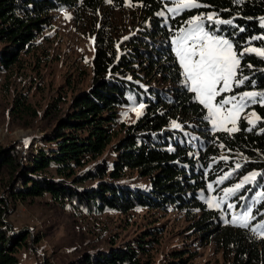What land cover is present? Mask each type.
Here are the masks:
<instances>
[{
	"label": "trees",
	"instance_id": "obj_1",
	"mask_svg": "<svg viewBox=\"0 0 264 264\" xmlns=\"http://www.w3.org/2000/svg\"><path fill=\"white\" fill-rule=\"evenodd\" d=\"M112 1L116 7L125 2ZM130 1L142 10V28L117 41L101 31L103 27L96 31L90 86L74 94L53 127L36 138L38 147L18 141L0 145V264H22L20 248L38 241L29 237L27 228L8 225V214L18 202L46 195L55 204L88 214L127 212L137 206L196 209L208 213L196 227L220 235L217 241L231 250L233 264H264V195H258L264 193V103L258 96V102L243 107L257 115L254 123L241 116L238 130H214L205 106L185 86L174 51L179 30L193 17L214 14V19L231 20L209 25L205 19V29L228 39L238 56L244 53L235 79L248 80L233 82L216 102L227 95L239 99L244 92L264 94V56L244 52L247 47L264 49V0H196L200 7L179 9L170 0ZM103 4L104 0H0V75L32 51L52 12H94ZM154 76L170 81L172 88L154 86L149 80ZM131 101L143 104L142 113L128 124L119 122L118 109ZM9 114L24 120L25 126L37 116L23 94L14 97ZM186 118L191 123L184 125ZM173 122L180 127L174 128ZM128 171L145 177L148 185L131 183ZM252 172L259 174L253 184L225 196V188ZM208 185L229 218L228 204L251 208L246 226L221 222V209L207 210L200 194ZM152 231L86 251L72 264L189 263V249L172 250L155 263L150 256Z\"/></svg>",
	"mask_w": 264,
	"mask_h": 264
},
{
	"label": "rangeland",
	"instance_id": "obj_2",
	"mask_svg": "<svg viewBox=\"0 0 264 264\" xmlns=\"http://www.w3.org/2000/svg\"><path fill=\"white\" fill-rule=\"evenodd\" d=\"M177 3L173 4L174 7H177ZM142 20L140 6L130 0H125L120 7H116L112 0H104V4L94 12H77L72 8L52 12L50 24L36 39L32 51L23 53L18 64L0 75V145L18 141L24 147H38L36 138L42 137L53 127L74 94L90 86L96 31L103 27L101 31L117 41L142 28ZM261 23L264 24V20ZM182 78L185 82L183 75ZM149 80L161 90L173 86L159 76L150 77ZM19 94L25 95L27 102L37 112L32 121L28 119L31 121L29 126L24 125V120L20 121L9 114L13 99ZM215 98L212 103L221 108L215 124L205 107L214 130L234 131L241 116L247 121L251 120V123L257 119L252 110L244 112L242 108L234 123L225 121L222 117L228 114V109L236 101L229 100L221 105ZM225 98L230 97L227 95L222 100ZM141 105L131 101L119 108L118 121L125 124L134 121L143 111ZM190 123L186 118L184 125ZM111 155L108 157L111 158ZM127 173V180L131 183L148 185L147 179L137 172ZM252 173L243 175L234 185L244 183V177ZM256 174L255 180L248 181V187L258 179L259 174ZM200 199L207 210L221 209L219 218L223 223L232 222L233 216L238 217L247 211L231 203L233 207L229 208V218L221 205L216 206L219 204L217 195L209 185L201 191ZM209 201L212 207H209ZM207 215L196 209L174 206L167 209L137 206L127 212L107 210L88 214L84 209L55 204L46 195L18 202L8 214L6 222L15 229L25 227V231L30 233L29 237H37L38 241L31 240L29 247L20 248L18 256L22 264H72L86 251L106 248L111 241H131L147 230H153L151 238L155 242L150 256L155 263L163 261L172 250L189 249L192 257L188 264H233L231 250H225L217 241L220 235L213 231L205 234L208 230L196 227L195 223Z\"/></svg>",
	"mask_w": 264,
	"mask_h": 264
},
{
	"label": "snow or ice",
	"instance_id": "obj_3",
	"mask_svg": "<svg viewBox=\"0 0 264 264\" xmlns=\"http://www.w3.org/2000/svg\"><path fill=\"white\" fill-rule=\"evenodd\" d=\"M172 3H177V0H170ZM196 0H179L177 8H196L200 7ZM169 12L173 9H168ZM163 15V13H159ZM205 19L209 25H219L232 21H223L214 19V14L207 15L202 19L201 16H195L188 22L189 27L182 29V35L174 39L176 47L174 49L178 61L183 69L182 75L185 77V86L188 90L195 93V98L204 105L213 118V124L216 123V116L221 112V108L216 107L212 101L219 95L220 92L230 91L233 82L236 84H243L248 80V77H244L241 80L235 79L237 71L240 65V57L244 53H239L233 50V44L225 38L215 36L205 31ZM240 31H243L241 28ZM127 39V37H125ZM253 39H256L253 37ZM260 39H264L261 37ZM244 52H255L258 55L264 56V49L245 48ZM251 67V65H249ZM254 83V82H253ZM222 85L221 87H217ZM261 97V103H264V94L257 92H244L240 95L239 99L236 96L225 98L220 101L221 105L227 104L229 100L236 101L232 108L228 109V114L222 117L225 121L235 122V117L238 116L239 111L248 103L258 102L256 97ZM141 108L143 105L140 106ZM253 115H255L253 113ZM252 121L250 120L249 123ZM174 128L180 127V125L173 122ZM238 130V129H233ZM237 168L240 165L236 166ZM256 173H252L249 176L244 177V183L249 180H255ZM227 176L221 177V181L226 179ZM244 183H238L232 188H225V196H233L244 186ZM212 186L209 185V188ZM264 195V193L258 194ZM212 202L209 201V207H212ZM219 207V204L216 205ZM232 204H228V208H232ZM251 208L249 207L240 216H233L232 222H240V226H246V222L251 219ZM226 223L228 221H225ZM264 235V233H262Z\"/></svg>",
	"mask_w": 264,
	"mask_h": 264
}]
</instances>
